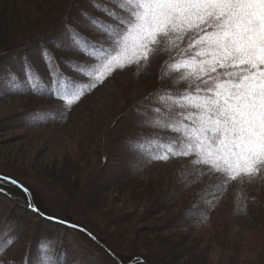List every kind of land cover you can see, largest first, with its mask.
I'll return each instance as SVG.
<instances>
[{"label": "snow or ice", "instance_id": "6c2138e0", "mask_svg": "<svg viewBox=\"0 0 264 264\" xmlns=\"http://www.w3.org/2000/svg\"><path fill=\"white\" fill-rule=\"evenodd\" d=\"M89 7L104 17L81 13L89 36L66 26L63 42L37 56L39 79L58 108L70 111L116 70L165 54L161 80L171 84L144 98L143 124L167 143L137 147L151 159L187 158L193 173L214 182L217 196L232 182L264 181V0H90ZM59 51L72 55L55 56ZM26 67L30 90L44 94L36 64ZM10 80L15 85L16 77ZM29 116L33 126L50 118ZM158 149L164 154H153ZM0 183L30 194L11 176L0 174ZM29 208L46 215L31 202ZM48 219L87 232L67 219ZM12 243L11 232L0 231V264H9L4 254ZM26 264H57L52 242H41L35 259L29 252Z\"/></svg>", "mask_w": 264, "mask_h": 264}, {"label": "rangeland", "instance_id": "374dc122", "mask_svg": "<svg viewBox=\"0 0 264 264\" xmlns=\"http://www.w3.org/2000/svg\"><path fill=\"white\" fill-rule=\"evenodd\" d=\"M62 1L53 0L52 5ZM89 3L90 0H86L81 9L69 11L68 14L72 15L70 21H56L57 33L48 36L50 42H29L22 51L24 56L4 65L6 71L0 72L2 82L13 84L11 80L3 78L9 73L16 77L14 87L25 89L23 92L9 90L10 86L1 82L4 87H0V91L8 89V92L0 96V172L23 180V183L31 186L33 183L34 188L47 195L44 203L48 206L61 205L54 195L56 191H43L42 176L48 174V169L80 160V165L86 163L90 167L93 176L100 172L101 178L94 177L92 180H103L102 183L91 181L92 184L101 183L102 186L98 191L91 189L87 192L91 202L83 204L82 210L78 211V218L99 240L113 250L117 262L107 254L92 250L87 243L75 237H71L72 240L80 245H76L75 252H70L69 239H66L61 250L59 245H53V254L63 252V260L68 262L71 257L75 261L72 264H131L135 258H144L147 264H263L264 236L260 231L264 233V229L261 227L252 230L251 225L233 217L227 220V240H224L208 232L211 226L209 221L203 227L194 224L204 219L198 212L204 205L203 197L199 196L202 190L200 184L204 182L194 185L195 180L188 179L178 184L175 180L176 173L182 166L174 164L149 167L136 174L128 168H123L138 167L140 161L135 164L134 161L139 157L133 153L139 152L136 148L132 152L131 143L134 141V145L147 144L145 140L148 138L139 137L151 132L143 124L145 118L142 110L137 115L129 113V121L124 114L141 102L148 105L144 98L154 91L152 82L154 78L157 80V77L161 76L164 60L167 59L165 54L153 59L147 66L138 67L132 64L122 70H116L100 89L86 99L81 110L69 119L61 120L53 115L33 126L29 114H49L53 103L32 94L31 83L26 76V66L29 62L36 64L39 69L36 80L47 93L49 86L39 79L44 68L39 64L38 53L42 48L52 49L54 45H60L64 40L66 26L76 28L83 35L89 36L83 27L87 22L82 19L81 13L88 12L104 19L99 12L89 7ZM11 5L18 9L16 16L19 21L27 15L33 16L40 12L34 7L33 0H13ZM48 6L50 5H45ZM18 38L23 43L32 37L20 35L14 40ZM54 55L64 57L71 56L72 53L59 51L54 52ZM164 84L170 87L171 82L165 81ZM51 121L53 123L48 124ZM121 132H124L127 140L118 138V133ZM100 135L103 137L100 152L97 145L85 148L93 144ZM84 141H89V144L85 145ZM73 142L75 143L72 144ZM88 150L91 156L83 157L82 154ZM99 154L111 156L112 159V165L108 166L103 174V161ZM31 176L37 178L36 184ZM97 198L102 203L96 205ZM214 199L209 203H214ZM0 204H3L0 205V231H4L6 211L10 209L11 203L0 196ZM191 207L192 209H189ZM188 211L193 213L186 215ZM226 213L223 217L228 216ZM74 221L78 223L77 219ZM38 222V219L32 217L26 219L27 225L17 221V229L13 234L14 243L8 248L13 253L5 252V260L9 262L10 258L15 264H24L29 252L35 259L40 243L50 241L49 237L52 235L50 227V230L41 231L36 239L34 229ZM4 238L7 239V236ZM167 242L172 244L171 248L166 250L167 245L160 247ZM88 254L90 255L87 257Z\"/></svg>", "mask_w": 264, "mask_h": 264}, {"label": "trees", "instance_id": "16d2710c", "mask_svg": "<svg viewBox=\"0 0 264 264\" xmlns=\"http://www.w3.org/2000/svg\"><path fill=\"white\" fill-rule=\"evenodd\" d=\"M53 0H33L34 7L37 10H40L37 15H27L21 20H17L16 11L18 9L16 6H12L13 0H0V72L6 71L5 66L6 64L13 62L20 57L24 56V53L22 54V51L26 49V46L29 42L32 41H39V40H47L46 42H50L48 40V36H53L57 33V22H68L72 18V15H69V11H76L81 9L82 6H84L86 0H63L60 4L58 2H54L52 5ZM50 5L48 7H45V5ZM59 4L58 7H56ZM56 7V8H55ZM53 22V24H51ZM76 29V28H75ZM82 33L81 31H78ZM32 34V36H31ZM22 35V37H32L31 39H28L22 43V41L18 38L14 40L15 38ZM46 46V45H41ZM164 65V64H163ZM164 70L162 66V71ZM11 75L7 73L3 78H6L10 80ZM105 81L98 85V87L95 90H92L83 97V99L76 105L72 107L70 111H64L61 108L57 107V101L52 98L50 99L48 95L46 94V91L44 88L41 87L40 93H34L32 91V94H35L37 98H42L48 101H51L52 104V111L49 114H46L47 117H52L55 115L57 118L61 120L69 119L71 116L76 115L83 105L85 104L86 99L93 95L98 89L102 87V85L106 82ZM3 80L0 79V87H2L3 83L7 84V86H10L8 89L13 90L15 89L14 84L8 85V82H2ZM2 82V84H1ZM40 83V82H39ZM38 83V84H39ZM4 87V86H3ZM152 88L153 93L158 90H164L168 89L169 87H166L164 82L161 80V76L154 78L152 82ZM156 88V89H155ZM8 89L6 91H0V96L8 92ZM148 105H144L142 102L139 105H135L132 107L130 112H126L124 114L126 116V119L128 121L130 120L129 113L131 114H139L142 110V113H144L145 108ZM43 113V112H39ZM145 118V117H144ZM49 119V118H47ZM53 122H49L48 124H52ZM46 124V125H48ZM146 126V125H145ZM150 129L149 135H142L139 138H148V140H145L147 144H144L143 146L145 148H155L156 142L158 143H167V141H161L159 137L154 135L156 130L152 127L146 126ZM94 136V135H93ZM119 139H126L124 132L118 133ZM103 137L100 135L93 144L85 147L91 148L95 145L98 146L99 152L102 147V141ZM138 139V138H137ZM127 140V139H126ZM73 142L72 144H74ZM84 144H89V141H84ZM137 144L134 145V141L131 143V150L132 152L137 150L139 153H133L135 156L139 157L138 160L134 161V164L136 162L140 163L138 164V167H142L140 170L133 169L131 167H124L130 169L132 173H138L141 170H145L149 167H165L177 164L179 166H182L180 169L177 170L176 182L178 184L182 181H187L188 179H193L194 185L197 183H202V190L199 193V196H202V201L204 202L203 207L198 210L200 215L204 217L203 220L197 221L194 223L195 225H199L203 227L207 221L208 223H211V226L208 228V232L213 234L218 239H224L227 240V220L234 218L242 219L244 222L251 225L250 229L254 230L255 228L261 227L264 229V181L262 180H256L253 182H248L245 180L242 184L239 182H232L230 186L227 188L226 191H223V194H220L217 196L216 189L214 186V182L209 179L207 175L200 176L199 173H193L192 169L188 168L187 165V158L183 157H175L171 156L167 161L164 160H157V159H151L149 158V153L142 152L139 147H137ZM153 154L155 155H161L164 154L163 149L156 150ZM100 155V159L103 161L102 166V174L104 173V170L108 168V166L112 165V159L111 156L107 157L106 155ZM83 157H89L91 156V152L88 150L85 154H82ZM122 168V167H121ZM119 168V169H121ZM2 174V172H0ZM5 175V174H3ZM100 172H98V175L93 176L92 170L90 167L83 163L80 165V160L75 161L68 165H62L59 168H51L48 169V174L42 176V183H44L43 191L46 193L47 191H50L53 193L55 192V196L58 198V200L61 202V205L57 206H48L44 203L45 197L47 195H44L41 193L37 188H34V184L32 183V186L30 184H25L22 181L18 180L22 185H24L27 189L30 190L29 193H25L23 189H21L18 186L12 185L11 183H0V196L4 197L8 202L11 203L10 209L7 210V219H5V223L3 225V230L8 233L11 232V234H14V231L17 229V221H20L22 223H26V219L28 217H32L34 219H38V226L34 229V235L36 234V239L39 238V234L44 229L51 228V234L49 239L50 242H52V245L56 246L59 245V250L62 249L63 241L66 239L68 240L69 250L71 253L75 252L76 245H79L78 242H74L71 237H75L77 240L87 243L92 250L96 249L97 251H100L104 254H107L111 256L114 260L117 262V257L112 252L113 250L108 247L107 244H105L103 241L99 240L95 236V234L85 226L84 223L80 222V212L83 208V204L87 202H91V198L88 196L87 192L91 189H96L98 191L99 187H101V183L103 180L95 181L92 180V178H101ZM7 176V175H5ZM24 178V177H23ZM94 178V179H95ZM31 179L35 184L37 183V178H34L31 176ZM100 182L101 183H93L92 182ZM40 183V184H42ZM80 185V187H79ZM183 187V186H181ZM184 188V187H183ZM106 191V189H104ZM84 198V200H83ZM215 198L214 203H209L211 199ZM83 200V201H82ZM82 201V202H81ZM93 199V207L96 205L102 203L101 200L98 198L96 199V205L94 204ZM29 202H31L33 205L39 207L40 211L43 213H46L45 216H40L34 213L29 208ZM81 202V203H80ZM86 204V205H87ZM3 206V204H0ZM192 205V204H190ZM82 206V207H81ZM76 207L77 209H75ZM227 207H229V210L227 211ZM93 209V208H92ZM189 209H192L189 208ZM226 213L228 215L227 217H223V214ZM189 213H193L192 211H188L185 213L188 215ZM56 216L60 217L61 219H67L70 221L71 224H78L81 226V228L87 229V232L92 233V236L95 237V239H92L87 232L81 231L79 229H74L68 224H61L56 222L55 220H50L48 217ZM74 219L78 220V223L74 221ZM262 235L264 236V233L260 231ZM7 236V235H6ZM167 245V249L169 247H172V244L167 242V244H164L160 246L161 248ZM80 246V245H79ZM159 248V247H157ZM189 249V246H188ZM9 250L7 249L6 252ZM10 254H12V251H9ZM91 254V252H90ZM88 254L87 257L90 255ZM132 254V253H131ZM55 257V260L57 261V264H72L75 261L70 257V260L66 262L67 260H63L65 257L63 256V252L59 254L55 253L53 254ZM27 259V258H26ZM9 264H15L12 259H8ZM206 262V259L205 261ZM258 262V261H257ZM120 263V261H118ZM261 263V262H260ZM26 264V262L24 263ZM131 264H147L146 260L144 258H141L140 260L134 259V262ZM185 264H187L185 262ZM259 264V262H258ZM264 264V260H263Z\"/></svg>", "mask_w": 264, "mask_h": 264}]
</instances>
